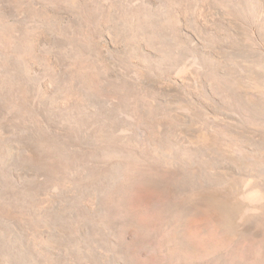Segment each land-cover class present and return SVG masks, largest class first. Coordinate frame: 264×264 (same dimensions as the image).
<instances>
[{
  "label": "rangeland",
  "instance_id": "1",
  "mask_svg": "<svg viewBox=\"0 0 264 264\" xmlns=\"http://www.w3.org/2000/svg\"><path fill=\"white\" fill-rule=\"evenodd\" d=\"M0 264H264V0H0Z\"/></svg>",
  "mask_w": 264,
  "mask_h": 264
}]
</instances>
